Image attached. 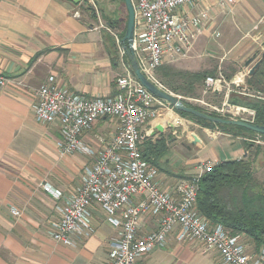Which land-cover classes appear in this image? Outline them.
<instances>
[{"label": "crops", "instance_id": "obj_1", "mask_svg": "<svg viewBox=\"0 0 264 264\" xmlns=\"http://www.w3.org/2000/svg\"><path fill=\"white\" fill-rule=\"evenodd\" d=\"M123 2L115 1L116 16L109 17L104 7L101 14L95 0L80 4L73 0H0V74L11 81L0 91V264H107L109 261L108 243L118 238L120 231L110 224L99 206L91 208L95 232L89 239L77 238L75 246L53 239V224L59 217L57 201L43 186L61 193L64 197L60 203H65L81 185L92 158L81 154L62 156L59 127L38 122L34 110L36 91L50 77L55 78L59 87L88 97L115 95L116 81L124 68L119 54L115 61V42L106 27L111 28L112 22L115 28L111 29L126 31L128 11ZM89 6L94 10H88ZM234 6H239L244 20H252L258 26L263 23L260 21H264V0H235L227 6H221L220 0H205L200 9L211 12L212 25L196 45L203 39L217 38L214 25L218 17ZM252 9L257 11V16L244 18ZM124 64L131 66L128 56ZM251 69L246 66L242 72ZM250 76L245 79L246 85ZM116 131L114 120L103 119L83 138L99 149L104 146L103 140L110 141ZM226 137L233 139H223L220 143L226 158L211 152L214 160H240L250 152L245 147L247 138L229 134ZM195 141L201 148V139L195 136ZM162 172L168 174L165 169ZM166 174L159 176L164 189L183 180L171 181ZM195 176L198 171L187 178ZM11 209L20 210L22 216L15 218ZM153 224L145 218L142 233L151 232L155 228ZM177 230L170 235L165 248L149 253L142 264H221L217 253L204 254L195 244L180 243Z\"/></svg>", "mask_w": 264, "mask_h": 264}, {"label": "built area", "instance_id": "obj_2", "mask_svg": "<svg viewBox=\"0 0 264 264\" xmlns=\"http://www.w3.org/2000/svg\"><path fill=\"white\" fill-rule=\"evenodd\" d=\"M204 1L132 0L135 9L132 50L141 72L163 91L156 72L188 56L199 37L212 25L211 12L200 9ZM234 3L235 0H220L221 6ZM106 29L115 39L124 68L116 81L114 96L88 97L59 87L54 77L36 91L35 117L42 124L59 127L61 155L81 154L92 158L81 185L65 203H60L64 197L61 193L43 186L57 201L59 217L53 224V239L66 246H75L77 238L89 239L95 232L91 208L99 206L110 224L120 231L119 237L108 243L107 264H142L149 253L166 247L176 229L180 243L195 244L204 254L217 253L221 264H264V248L257 251L245 233H233L223 225L212 226L198 208L201 176L212 172L218 162L201 165L198 176L183 179L170 189L161 186L160 169L154 158L145 157V146H155L163 138V123L168 124L167 129L174 130L186 121L174 106L151 93L131 66L124 64L127 49L122 43V33ZM250 72L238 74L230 83L222 74L208 77L206 93L228 89L223 107L208 106L205 113L221 118L230 113L232 120L256 124V111L229 103L232 93L253 96L248 93L245 81ZM10 83V79L0 74V91ZM103 119L114 120L117 131L110 141L103 140L102 148H93L83 136ZM203 131L212 139L221 134L220 130L204 128ZM253 142L262 143V138L259 136ZM11 214L15 218L22 216L17 209H11ZM145 218L151 219L155 226L147 234L142 233Z\"/></svg>", "mask_w": 264, "mask_h": 264}, {"label": "rangeland", "instance_id": "obj_3", "mask_svg": "<svg viewBox=\"0 0 264 264\" xmlns=\"http://www.w3.org/2000/svg\"><path fill=\"white\" fill-rule=\"evenodd\" d=\"M115 1L121 3V0L100 1L99 4L97 3V8L101 14L102 12L104 14L102 10L104 7L105 13L109 14V17L116 16L115 9L118 8L114 6ZM238 8L239 6H234L229 12L218 17L214 25L216 33L219 34L216 36L217 38L203 39L194 46L188 56L176 63L165 65L156 72V78L166 92L179 97L185 104L198 107L204 112H208V106L223 107L227 100L228 87H224L220 92L208 91L206 93V79L222 74L230 83L256 57L255 61L249 65L253 68V64L264 53V21H260L263 23L258 26V24H253L252 20H244ZM256 16L257 11L254 9L244 14V18H255ZM115 45L117 47L116 42ZM222 117L229 120L233 116L229 113ZM181 118L186 121L184 126L174 130L167 129V123L162 124L165 129L163 138L167 141L169 151L159 162V169L161 174H166L162 172L164 169L168 171L166 175L171 181L195 175L200 166L208 162H219V159L214 160L210 156L211 152H218L221 157L226 158L220 143L223 139L233 140L226 137V133L223 131L215 139L209 138L204 134L205 127L203 125L183 115ZM195 136H198L203 142L201 148L194 143ZM246 137L249 143L254 145L247 157L253 163L255 182L259 183L261 190H264V140L262 139V143L258 144L253 142L257 137L249 135ZM238 145L236 143V147ZM245 157L246 155L242 156V159ZM206 166L210 167V165Z\"/></svg>", "mask_w": 264, "mask_h": 264}, {"label": "trees", "instance_id": "obj_4", "mask_svg": "<svg viewBox=\"0 0 264 264\" xmlns=\"http://www.w3.org/2000/svg\"><path fill=\"white\" fill-rule=\"evenodd\" d=\"M98 1L95 0L96 3ZM88 10L94 9L89 6ZM109 26L115 28V23L110 22ZM125 33L124 30L121 39L124 38ZM115 50V61H117L116 45ZM247 91L253 96L232 93L229 96V103L256 111V125L264 126V99L261 98L264 96V61L247 80ZM193 108L204 112L198 107ZM179 114L195 120L205 128L217 129L233 137L260 136L264 140V135H257L238 126L217 125L188 113L179 112ZM212 116L218 117L216 114ZM253 146L248 141L245 142L247 151ZM168 151L167 141L162 138L155 146L148 144L144 153L147 159L154 158L157 166L160 167L159 162ZM247 155L242 160L218 162L212 172L204 174L199 182L197 205L212 226L223 225L233 233H245L253 241L255 249L260 251L264 248V190H261L259 183L255 182L253 163Z\"/></svg>", "mask_w": 264, "mask_h": 264}, {"label": "water", "instance_id": "obj_5", "mask_svg": "<svg viewBox=\"0 0 264 264\" xmlns=\"http://www.w3.org/2000/svg\"><path fill=\"white\" fill-rule=\"evenodd\" d=\"M84 0H73L75 4H80ZM127 11H128V21L126 26V33L124 38L122 39V43L124 44V47L127 49V56L130 61L131 68L134 72V74L137 76V78L141 81V83L155 96H157L160 99H163L170 103L172 106L176 108L178 112H184L191 115H194L195 117L211 122L213 124L217 125H228V126H238L244 129H247L251 132L256 133L257 135H264V126L251 124L242 120H232V119H224L221 117H214L210 114H207L205 112H200L195 110L193 107H188L183 101L179 100L177 97L172 95L171 93H168L166 91L161 90L159 87H157L155 84L150 82L145 75L141 72L138 59L135 55V53L132 50V44L134 41V32H135V9L132 0H123ZM256 57L250 61L247 64V67L255 61ZM264 61V53L262 54L261 58L258 60V62L253 66L251 69L250 75H253L257 68L260 66L261 62ZM161 131L162 128H159ZM196 142V141H195Z\"/></svg>", "mask_w": 264, "mask_h": 264}]
</instances>
